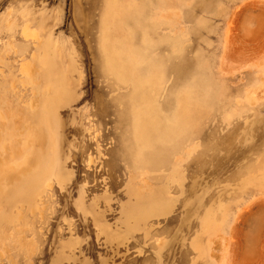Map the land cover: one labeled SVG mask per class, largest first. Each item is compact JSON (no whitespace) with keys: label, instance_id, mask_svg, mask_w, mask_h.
I'll return each mask as SVG.
<instances>
[{"label":"rangeland","instance_id":"rangeland-1","mask_svg":"<svg viewBox=\"0 0 264 264\" xmlns=\"http://www.w3.org/2000/svg\"><path fill=\"white\" fill-rule=\"evenodd\" d=\"M0 264H264V0H0Z\"/></svg>","mask_w":264,"mask_h":264},{"label":"bare ground","instance_id":"bare-ground-1","mask_svg":"<svg viewBox=\"0 0 264 264\" xmlns=\"http://www.w3.org/2000/svg\"><path fill=\"white\" fill-rule=\"evenodd\" d=\"M139 6H141V5H139ZM136 7H135V12L133 14L129 13V14H126V17H123L122 22H124L126 24L132 23L133 28H143V25H144L143 22L146 18V13L144 12V9H142L143 6L141 8H136ZM132 35H133L132 32H126L124 35L125 38H122V39L125 40V42H129L132 38L131 37ZM107 42H108V35L105 33L103 36V44L107 45ZM31 104H32V102H31Z\"/></svg>","mask_w":264,"mask_h":264},{"label":"crops","instance_id":"crops-1","mask_svg":"<svg viewBox=\"0 0 264 264\" xmlns=\"http://www.w3.org/2000/svg\"><path fill=\"white\" fill-rule=\"evenodd\" d=\"M141 7H142V6L137 5L136 8H141ZM142 9H143V8H142ZM124 15H125V16H123V17H126V14H124ZM121 23H122V24H126V23H124V22H122V21H121Z\"/></svg>","mask_w":264,"mask_h":264}]
</instances>
